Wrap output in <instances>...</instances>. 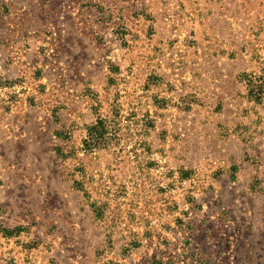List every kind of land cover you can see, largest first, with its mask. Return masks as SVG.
<instances>
[{"label": "rangeland", "instance_id": "374dc122", "mask_svg": "<svg viewBox=\"0 0 264 264\" xmlns=\"http://www.w3.org/2000/svg\"><path fill=\"white\" fill-rule=\"evenodd\" d=\"M0 264H264V0H0Z\"/></svg>", "mask_w": 264, "mask_h": 264}, {"label": "trees", "instance_id": "16d2710c", "mask_svg": "<svg viewBox=\"0 0 264 264\" xmlns=\"http://www.w3.org/2000/svg\"><path fill=\"white\" fill-rule=\"evenodd\" d=\"M109 131L105 120L98 119L96 123L88 127L87 138L83 144L86 149H95L108 139Z\"/></svg>", "mask_w": 264, "mask_h": 264}]
</instances>
